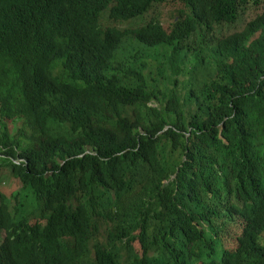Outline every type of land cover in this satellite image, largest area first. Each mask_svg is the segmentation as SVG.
Listing matches in <instances>:
<instances>
[{
    "label": "trees",
    "instance_id": "1",
    "mask_svg": "<svg viewBox=\"0 0 264 264\" xmlns=\"http://www.w3.org/2000/svg\"><path fill=\"white\" fill-rule=\"evenodd\" d=\"M167 1L0 0V264H264V0Z\"/></svg>",
    "mask_w": 264,
    "mask_h": 264
},
{
    "label": "rangeland",
    "instance_id": "2",
    "mask_svg": "<svg viewBox=\"0 0 264 264\" xmlns=\"http://www.w3.org/2000/svg\"><path fill=\"white\" fill-rule=\"evenodd\" d=\"M182 6V4H179V2L174 1V0H168L167 3H164L160 6H157L155 8H153V10L151 11V13L149 15H145L142 17V19L134 22V23H130V22H125L123 25L121 26H126V27H135L138 24H142L148 20H150L152 17H156L159 18L163 25L165 26V28L167 30H169L168 26L172 20L173 15L176 13V10L178 7ZM263 11V9L261 8H257V10L253 11L251 14H249L246 17V20L248 21L249 19H251L252 17H254L257 13L260 14ZM107 25L112 26V25H116L112 22H107ZM222 28H226V29H231V30H235L237 28H239V25L236 27H229L223 25L221 27ZM3 177L7 178V180L3 179V182H1L0 184V190L2 193H4L7 197H10L12 195L13 192H15L16 190H18V188L20 187V183L17 180H14L10 177V175L8 174V172L4 171L3 172ZM5 237V233L4 232H0V242L4 239ZM234 240H236V236H233L232 238H229L226 241V245L227 248L230 250H235L237 244L236 242H234Z\"/></svg>",
    "mask_w": 264,
    "mask_h": 264
},
{
    "label": "clouds",
    "instance_id": "3",
    "mask_svg": "<svg viewBox=\"0 0 264 264\" xmlns=\"http://www.w3.org/2000/svg\"><path fill=\"white\" fill-rule=\"evenodd\" d=\"M1 232H3V231H1ZM5 233V232H4Z\"/></svg>",
    "mask_w": 264,
    "mask_h": 264
}]
</instances>
